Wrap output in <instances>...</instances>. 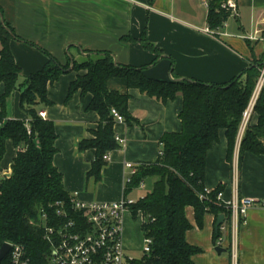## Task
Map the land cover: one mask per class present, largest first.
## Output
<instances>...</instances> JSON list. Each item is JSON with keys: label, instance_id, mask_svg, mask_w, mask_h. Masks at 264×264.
<instances>
[{"label": "crops", "instance_id": "0c3cea01", "mask_svg": "<svg viewBox=\"0 0 264 264\" xmlns=\"http://www.w3.org/2000/svg\"><path fill=\"white\" fill-rule=\"evenodd\" d=\"M204 1L0 0L4 21L20 39L9 42L19 75L16 90L6 100L7 118L27 124L30 119L20 104L25 80L40 72L51 59L65 68L47 86L48 104L40 103L35 109L38 114L45 113L43 120L53 123L57 135L53 163L62 175L63 189L68 195L76 193L79 200L86 202L126 200L136 190L124 192V181L129 175L126 164L136 167L155 162L162 135L181 131L180 95L161 103L137 90H129L123 79H108L109 91L130 96L128 112L134 121L130 124L116 121L113 133L119 139L117 149L108 153L98 181L87 176L95 151L80 152L78 145L93 139L99 117L87 110L90 94L82 96L78 91L69 99L67 96L70 84L86 73L73 71V65L86 61L90 53H110L116 64L142 68L144 76L152 80H194L213 85H225L250 66L264 62V0H235L236 14L229 15L216 31L208 26ZM143 34L160 52L158 58L140 44ZM127 38L135 41H126ZM4 91V85L0 84V97ZM256 124L257 115L252 112L248 125ZM239 145L237 136L229 164L225 134L219 131L218 142L206 154L205 188L213 190L223 185L224 202L231 200L235 192L243 199L264 200V157L246 153L239 164ZM16 152L8 141L0 182L1 176L10 171ZM126 216L123 235L126 220H133L130 214ZM185 216L192 226L185 240L200 250L192 257L193 264H233V242L236 264H264V207L250 208L234 232L230 223H225L226 231L220 232L221 247L215 246L213 215L204 216L201 227L195 223L192 208L186 209ZM129 231L126 226V233ZM123 241L127 245V237ZM217 248L226 252L217 254Z\"/></svg>", "mask_w": 264, "mask_h": 264}, {"label": "trees", "instance_id": "16d2710c", "mask_svg": "<svg viewBox=\"0 0 264 264\" xmlns=\"http://www.w3.org/2000/svg\"><path fill=\"white\" fill-rule=\"evenodd\" d=\"M205 1L208 2V26L211 30H219L229 17V13L221 8L227 0ZM14 39L20 40L4 21L0 9V84L5 88L0 97V167L7 142L11 141L17 149L10 171L1 176L0 247L5 243L23 246L32 264H46L50 247L43 239L40 212L54 220L56 204L67 206L68 194L63 189L62 175L53 163L57 153L53 123L41 119L35 106L48 104L47 86L54 83L65 68L51 59L40 72L28 77L20 94V104L30 120L27 124L9 120L6 100L16 90L19 75L9 49V42ZM126 41L135 40L127 38ZM139 42L157 58L160 56L145 34ZM261 66H250L225 85H213L194 80H152L144 76L142 68L116 64L107 52L90 53L86 61L73 65V71L86 73L70 84L67 99L78 91L82 96L90 94L92 98L87 110L99 117L98 127L92 132L93 139L83 140L78 145L80 152L95 151V160L87 173L95 181L100 179L101 168L106 162L104 157L118 147L113 133L116 120L111 111L115 110L126 124L134 121L128 112L130 96L109 91L106 88L108 79H123L129 90H137L161 103L172 101L177 95L182 98L181 131L162 135L156 161L136 166L131 184L125 190L129 193L140 182L154 179L151 191L130 209L134 218L138 214L142 216L141 232L152 242L150 253L142 255L136 264H193L192 257L200 250L185 240L186 233L192 228L185 216L187 208L193 209L198 227L206 215H213L215 223L220 215L224 216L223 224L230 222V210L216 200L224 186L219 185L204 196L206 154L218 142V133L223 130L226 161L232 163L243 115ZM253 113L257 115V124L247 125L244 130L239 145V164L246 153L264 157V84ZM219 237L218 230L214 235L215 242ZM1 264H7L6 260Z\"/></svg>", "mask_w": 264, "mask_h": 264}, {"label": "built area", "instance_id": "2783aa9c", "mask_svg": "<svg viewBox=\"0 0 264 264\" xmlns=\"http://www.w3.org/2000/svg\"><path fill=\"white\" fill-rule=\"evenodd\" d=\"M208 9V2H203ZM221 8L235 15L237 5L235 0H227ZM209 34L211 31L205 30ZM264 84V62L259 71V77L254 91L244 112L241 128L238 132V139L241 140L244 130L248 125L253 107L258 98L260 90ZM111 114L119 123L123 122L122 117L112 110ZM39 117L45 119V113L40 112ZM29 133V132H28ZM118 142L119 139L115 138ZM108 160V156L104 157ZM129 175L124 181V192L131 184V179L136 172V168L131 164H126ZM144 182L139 186L143 187ZM212 190L206 189L204 196H208ZM201 196L200 199H202ZM217 202L230 210V225L234 232L242 222V218L247 211L255 206L264 207V200H252L240 198L236 192L233 198L227 202L222 201V192L216 195ZM132 201L122 200L119 202H86L78 199L76 193L68 195L67 206L63 203L56 204L55 219L45 212H40V225L43 228V239L50 247V252L46 257V264H136L126 255L123 241L124 221L127 214L131 215ZM220 232L226 231L224 224L219 227ZM10 250L4 260L7 264H32L23 246L6 243ZM151 240L143 239L142 255H148L151 249ZM222 238L219 237L216 247H221ZM232 262L236 264V244H232ZM3 260V261H4ZM2 261V262H3Z\"/></svg>", "mask_w": 264, "mask_h": 264}, {"label": "rangeland", "instance_id": "374dc122", "mask_svg": "<svg viewBox=\"0 0 264 264\" xmlns=\"http://www.w3.org/2000/svg\"><path fill=\"white\" fill-rule=\"evenodd\" d=\"M153 183H154V179H150V178L147 179L144 182L143 187L138 186L136 190L130 192L126 200L136 203L138 200L143 199L147 195V193L151 191ZM133 219L134 220L131 219L126 220L125 233L123 237H127L128 240L127 245L124 243L126 249V255L132 260H135L137 262L142 257L141 249H142L143 239L140 235V226H139V224L142 223V216L138 214L135 218L133 217ZM126 226L130 230L128 233H126Z\"/></svg>", "mask_w": 264, "mask_h": 264}, {"label": "water", "instance_id": "95a60500", "mask_svg": "<svg viewBox=\"0 0 264 264\" xmlns=\"http://www.w3.org/2000/svg\"><path fill=\"white\" fill-rule=\"evenodd\" d=\"M1 24H3L2 18H1ZM178 81H181V80H178ZM223 222H224V216L223 215L218 216L215 226H214L215 233H218L219 227L223 224ZM9 250H10V246L6 243L0 247V264L6 258ZM216 252L217 254H221V253H225L226 251L223 249L217 248Z\"/></svg>", "mask_w": 264, "mask_h": 264}]
</instances>
